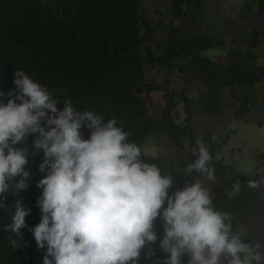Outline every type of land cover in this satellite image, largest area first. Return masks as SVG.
Wrapping results in <instances>:
<instances>
[{"label":"clouds","instance_id":"1","mask_svg":"<svg viewBox=\"0 0 264 264\" xmlns=\"http://www.w3.org/2000/svg\"><path fill=\"white\" fill-rule=\"evenodd\" d=\"M13 83L15 88L0 92V209L7 208L4 194L10 189L28 188V158L42 150L39 170H47L37 184L42 215L30 231L37 246L46 248L43 264H138L142 253L145 259L155 256L158 239L159 251L166 254L163 264H264V245L245 242L242 228L233 232L231 214L214 209L201 179L170 195L173 177L144 162L141 148L129 142L115 119L104 122L101 114L77 110L71 99L58 109L61 101L23 70L15 71ZM82 128L90 130L88 139ZM33 135L30 150L26 142ZM189 150L198 158L184 173L214 182L206 145L197 139ZM246 184L259 190L264 177ZM241 186L235 181L230 198ZM30 213L16 200L4 230L21 237Z\"/></svg>","mask_w":264,"mask_h":264},{"label":"trees","instance_id":"2","mask_svg":"<svg viewBox=\"0 0 264 264\" xmlns=\"http://www.w3.org/2000/svg\"><path fill=\"white\" fill-rule=\"evenodd\" d=\"M202 4L203 0H172L178 19L186 17L190 6L200 7ZM145 25L147 23L138 0H0V92L7 93L15 88V71L23 70L61 101L57 105L58 109H63L65 99H71L77 110L101 114L105 117L104 122L115 119L117 126L129 133V142L141 148L142 160L157 165L162 175L161 159L147 156L142 150L143 143L153 133L166 131L179 150L192 147L197 139L203 143L209 142V152L213 157L216 150L228 142L230 133L217 143L211 141V133L207 139L196 136L190 122L192 114L189 98L185 92H177L172 85L171 77L175 70L185 79H188L186 73L202 75L209 89L208 95L202 100V111L221 115V91L236 84H262L264 68L260 67L254 72L236 63V58L240 56L256 58L251 50L244 52L239 49L228 52V65L207 56H196L177 65L178 57L191 55L189 47H179L174 41L178 28L173 29L171 40L162 53L157 55L148 48L145 60L142 53V27ZM255 38L256 32L252 48L257 47ZM146 62L168 69L169 76L163 84L146 82ZM145 90L164 91L168 104L161 120L148 118L141 96ZM238 100L240 107L236 116L241 117L250 110L254 100ZM3 102L7 103V98ZM179 102H184L187 107L185 125L178 124L175 119ZM81 133L84 139H88L90 130L82 128ZM34 138L33 135L27 139L30 150ZM28 159L25 169L30 173L28 188L21 192L10 189L4 194L7 196L4 201L7 208L0 209V264H43L46 248L37 246L30 229L41 221L42 214L37 201L42 189L37 184L47 174V170H39L43 162L42 150ZM172 177L176 183L169 189L170 195L178 189L182 190L186 183L190 185L194 179H200L197 174L187 176L175 173ZM233 185L234 182L222 181L216 187L213 207L231 214L232 230L236 232L240 228L234 208L245 199L246 194L240 192L230 198ZM18 199L31 209L30 215L26 217L27 227L21 229V237L4 230L12 222L15 201ZM162 223L158 220L155 224L158 238L164 234ZM252 243L258 242L254 239ZM158 244L159 239L154 245L157 248L155 256L145 259L142 253L138 264H163L166 254L159 251ZM183 260L186 262L187 258Z\"/></svg>","mask_w":264,"mask_h":264},{"label":"crops","instance_id":"3","mask_svg":"<svg viewBox=\"0 0 264 264\" xmlns=\"http://www.w3.org/2000/svg\"><path fill=\"white\" fill-rule=\"evenodd\" d=\"M145 6L143 17L147 25L142 27L145 60L148 48L157 55L162 53L171 40L173 29L178 28L174 41L179 47H189L191 55L178 57L177 65L196 56H207L228 65V52L239 49L244 52L251 50L256 58L240 56L236 58V63L254 72L260 67L264 68V0H203L200 7L192 5L187 8L184 19L175 16L172 0H146ZM254 32L257 33L256 48L251 46ZM144 72L146 82L157 84H163L169 76L164 66H153L147 62L144 63ZM186 76L188 79L175 70L171 79L173 88L177 92H185L189 98L190 122L196 136L207 139L211 133V141L217 143L230 133L228 142L216 150L210 162L215 170V181H208L204 177L200 179L209 189L212 199L222 181H240V192L246 197L234 208L235 218L239 228L245 230V242L252 243L255 239L264 245V187L252 190L246 184L249 179L264 177V79L262 84L225 87L221 91L223 113L217 115L202 111V100L209 93L205 78L193 73H186ZM141 96L148 118L161 120L168 104L164 91L145 90ZM237 97L254 100L250 110L241 117L236 116L240 107ZM175 119L178 124H186L187 107L184 102L178 103ZM204 144L209 150V142ZM190 148L179 150L166 131L151 134L142 145L147 156L161 159L164 175L171 176L175 173L186 175L183 168L198 158Z\"/></svg>","mask_w":264,"mask_h":264},{"label":"rangeland","instance_id":"4","mask_svg":"<svg viewBox=\"0 0 264 264\" xmlns=\"http://www.w3.org/2000/svg\"><path fill=\"white\" fill-rule=\"evenodd\" d=\"M139 1V5H140V9H141V12H142V15L143 13H145V9L147 6H145V1L146 0H138ZM143 6L145 7V9H143ZM143 9V10H142ZM145 19V18H144Z\"/></svg>","mask_w":264,"mask_h":264}]
</instances>
